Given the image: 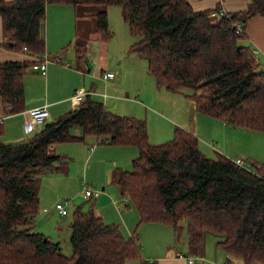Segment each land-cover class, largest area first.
<instances>
[{
	"label": "trees",
	"instance_id": "16d2710c",
	"mask_svg": "<svg viewBox=\"0 0 264 264\" xmlns=\"http://www.w3.org/2000/svg\"><path fill=\"white\" fill-rule=\"evenodd\" d=\"M49 4L121 6L137 38L130 52L146 58L157 88L185 95L201 114L264 133V71L244 43L247 21L264 16V0H250L246 9L231 13L220 7L195 11L189 0H0L7 47L31 54L29 60L0 62V96L7 113L25 108L24 76L45 52ZM108 23L104 10L96 22L102 41L109 36ZM40 126L23 142H0V264H126L142 259L136 238L126 239L120 225L106 223L94 205L87 212L74 211L70 256L59 242L35 230L41 205L34 172L62 161V155L50 152L54 144L91 135L139 148L132 170L117 180L121 195L138 211L139 224L169 225L180 236L185 222L188 255L201 257L205 231H213L224 236L218 244L231 258L264 264V163L248 168L220 153L211 158L200 149L199 138L179 126L171 141L151 144L145 120L110 112L90 94ZM75 127L83 136L72 135Z\"/></svg>",
	"mask_w": 264,
	"mask_h": 264
},
{
	"label": "crops",
	"instance_id": "0c3cea01",
	"mask_svg": "<svg viewBox=\"0 0 264 264\" xmlns=\"http://www.w3.org/2000/svg\"><path fill=\"white\" fill-rule=\"evenodd\" d=\"M189 3L195 11L215 10L220 7L222 12L231 13L246 9L250 4V0H189ZM75 9L76 7L72 5L49 4L47 6L44 25L46 47L45 52L40 56V62L45 56L50 58L47 73L43 74L33 67L28 68L24 76L25 108L21 112L13 114L7 113V108L4 106L2 97L0 96V142L20 143L33 135L38 127L31 132H26L24 128L25 123L29 120L30 116L28 111L31 108L46 105L50 111V116L47 121H54L78 106L80 102L73 100L76 90L84 89L89 91V94L95 99L94 96L98 90L95 83L96 78L102 83L99 93L103 95V99H97L105 102L102 103L108 111L114 110V108H117V104L120 106L123 102L132 101L139 105L147 106L139 97L132 98L130 92H127L125 97L121 95V92L126 90V87L121 84V77L126 69L123 67L115 68L112 65L111 69H100L98 71V69L90 66V62L94 63L93 57L91 58L87 49L83 56L82 51H80V43L75 41L79 30L78 18L75 17ZM245 32L246 40L244 43L251 48L259 67L264 71V16L256 15L251 17L246 23ZM7 40V37L3 33L2 18L0 16V62L30 59L29 56L31 54L24 55L8 48L6 45ZM56 58H58V62L55 61ZM107 72H114L115 76L104 79L102 76ZM112 85H114V92L117 93L116 97H113L111 95L112 93L108 91ZM136 92L141 93V90L138 89ZM99 97L101 96L99 95ZM186 98L189 100L188 105L191 113L188 116L189 119H182L179 121L180 124H177L178 121L175 123L170 117H166L162 107L158 108L156 112L154 108V112L164 117L165 122L161 120L164 123L179 127L183 126L182 128L195 134L201 142L199 145L202 152H204L203 147H215V142L206 141L208 138L206 134L210 132L209 130L213 132L214 129H220L222 137L225 140L227 139V135L232 138L237 134L236 129H241L235 127L231 129L229 128L230 125L216 119L215 121L218 122L201 118L202 116H198L199 113L195 108L194 102L188 97ZM149 105L153 104L151 103ZM158 131H160L158 133L159 137L167 134L166 129L158 127ZM71 133L78 138L83 136V131L79 127L73 128ZM88 137H85L83 140L79 139L68 143L54 144L51 147L52 153L62 155L63 159L60 162H56L54 168L40 172L38 196L40 205L42 206L41 208L43 209L35 219V230L37 232L45 234L43 232L48 231L46 229H48L49 225L52 226L51 222H53L55 227L59 225L57 217L63 216L56 210L59 216L53 213L54 206L61 199L68 197L67 189L72 187V183H77L79 178H83L82 184L83 182L89 181L90 184L88 182L86 183L91 187L93 184L101 186V189H96L99 191V194L91 199L94 200L96 213L106 223L119 224L124 235L128 230L131 233L130 228L134 224L137 223L136 225L138 227L142 225V223L139 224L140 217L138 211L127 197L121 195L120 188L117 184L120 174L132 170L133 161L139 156V148L133 145H113L108 140L107 142H102L101 139L97 138L91 142V139L88 140ZM64 144H71L73 150H79V155H81L80 160H77L79 155L69 153L68 148ZM220 146L223 152H218V154H223L236 162L237 160H243L244 165H246L244 151L240 150L232 153L233 148L230 149L227 147L225 141ZM207 147L206 150L209 149ZM66 153L74 157H70ZM235 154L237 157H233ZM248 157V159L251 158V163L260 162L252 156ZM58 183L59 186L57 187ZM43 186L47 188L43 189ZM69 203L67 199L65 202L67 204L66 207ZM46 207H49V209L47 210ZM52 213L53 215L50 216ZM151 224L165 225L161 223ZM56 229L59 231L61 227L58 226ZM131 237L134 236L131 235ZM50 238L52 239V237ZM137 239L139 240V236H137L136 241ZM153 248L155 251L149 252L145 257L142 256L139 264H143L142 262H146L147 264H189V258H192L195 264H199L198 261H203L206 264L207 259H209L205 253V248L203 249L201 257L190 256L185 251H176L175 247L169 242L154 244ZM220 249L223 250L221 247ZM233 259H236L238 264H245L240 258L226 257L228 264H232Z\"/></svg>",
	"mask_w": 264,
	"mask_h": 264
},
{
	"label": "rangeland",
	"instance_id": "374dc122",
	"mask_svg": "<svg viewBox=\"0 0 264 264\" xmlns=\"http://www.w3.org/2000/svg\"><path fill=\"white\" fill-rule=\"evenodd\" d=\"M70 8L72 7L70 6ZM104 10L107 11V18L109 22V36L107 40L102 41L99 37V34L96 32V22L99 18V13ZM75 17L78 18L79 26L77 39L75 41L77 43H80V45L82 44L80 48L83 49V56L86 51L85 49H87V51H89V55H91V58L93 57L92 59H94V63L89 61L90 66L92 68L98 69V71L100 69H111L112 65H114L115 68L123 67L124 69H126L121 77V84L122 86L126 87V90L122 91L121 95L125 97L126 93L130 92L132 98L139 97L141 101H144L146 103L145 105H147H139L138 103H134L132 101L123 102L122 104H120V106L119 104H117V108H114V110L110 111L118 115H125L140 120H145L148 124V134L151 144H162L171 141L174 137V132L177 126L164 123V117L156 114L155 112L158 110V108L162 107L164 109L163 111L166 117H170L173 122L176 123V121H178L177 124H180L179 121H181L182 119H189L188 116H190L191 113L188 105L189 100L180 93H171V91L168 92L166 89L157 88L154 77H152L148 73V64L146 58L141 57L136 53L130 52V48L135 43L137 38L132 36L128 25L123 19L124 17L122 7L118 5H112L107 8L102 4H78L76 5L75 9ZM107 66L110 68H108ZM95 83L97 85V89H101L100 86H102V83L100 82V80L96 78ZM113 86L114 85L110 86L108 91L112 93L111 95H113V97H116L117 93L114 92ZM138 89L141 90V93L136 92ZM98 90L97 94H95L94 96V100L103 102L98 100L103 99V95H101L99 93L100 90ZM99 95L101 97H99ZM151 103L153 105H149ZM198 116H202L201 118L215 121V119H212L211 117L200 113ZM161 120H163L164 122ZM37 127L39 129L41 126L39 125ZM158 127H160L161 129H166L167 134L165 136L159 137L158 133L160 131H158ZM229 128L234 129V127L231 125ZM209 131L210 132H207L206 134V136L208 137L206 141L215 142V147L209 148L205 145L207 148H209L207 150L206 147H203V151L207 156L211 158H217L218 152L222 151L220 145L225 141V145L227 147H229L230 149L233 148V150L231 151L232 153H236L240 150L244 151V157L246 158V167H253V164L251 163L252 160H250L251 158L248 159V156H252L255 160L260 161V163H264V133H256L255 131H247L246 129H236V136L231 138L229 135H227L226 138L228 140H224L220 129H214L213 132L211 130ZM95 138V136L91 135L88 137V140L91 139L92 142ZM64 146L68 148L69 153H75V155H79L80 151L77 149L73 150L71 144H64ZM50 152L52 153V151ZM67 155L70 157H74L71 154ZM233 157H237L236 154ZM80 158L81 155L77 157V160H80ZM39 175L40 171L34 172L37 194L40 186ZM82 179L83 178H79V181L77 183H72V187L70 189H67L68 197L59 201L61 203H65L68 199L70 202L67 206L68 214L65 217H60L56 212L57 210L54 206L53 213L59 216L57 217L59 221L58 226L61 227V230L58 231L56 229L58 226L55 227L53 225V222H51L52 226L49 225L48 229H46L48 231L43 232L47 236L52 237L53 241L59 242L62 247L63 253L67 256H70L72 254V244L70 242V224L73 220L74 211H76L78 208H81V211L87 212L90 210L91 206L94 205V200L86 199L82 195L84 187L82 184ZM86 182L90 184L89 181ZM58 186L59 183L57 187ZM46 188L47 187L44 188L43 186V189ZM92 188L94 190L98 188L101 189V186L93 184ZM42 209L43 208H40V212L42 211ZM46 209L48 210L49 207H46ZM53 213L50 214V216H52ZM136 224H134L132 227L130 226L131 233H129L130 231L128 230V232L123 235L126 239H129L131 235H133L134 238H137V236H139V240L137 239V243L139 244L141 249V257H145V255H147L149 252L155 251L153 248L154 244H163L164 242L171 243L172 246L175 247L176 251H185V253H187V231L185 222L181 224L184 229L181 232L180 236L175 231V229L169 225L166 226L154 225L151 223H142V225L138 227ZM204 237L205 253L209 257V259H207L206 261V264H228L226 260V257L229 256L228 253L221 250L218 245V242L223 240L224 236L213 231H205ZM235 260L236 259H233L231 263L238 264L237 260ZM198 262L205 264V262L203 261ZM139 263L140 261L138 259H133L127 261L126 264Z\"/></svg>",
	"mask_w": 264,
	"mask_h": 264
},
{
	"label": "built area",
	"instance_id": "2783aa9c",
	"mask_svg": "<svg viewBox=\"0 0 264 264\" xmlns=\"http://www.w3.org/2000/svg\"><path fill=\"white\" fill-rule=\"evenodd\" d=\"M236 27L239 32H242V26L240 24H237ZM24 49L27 52H29L27 48H24ZM49 59L50 58L48 56H45L41 62H39L37 65H33L32 67L35 68L37 71H40L45 74L47 72L48 63L50 61ZM55 61L58 62L59 61L58 58H56ZM114 76H115L114 72H107L103 74L102 77L104 79H108V78H113ZM89 93H90L89 91H86L84 89H78L76 90L73 96V100L75 102H81L86 97V95H88ZM8 109H11V106H9ZM28 113L30 117H29V120L24 125L26 132L34 131L38 125H41L44 122H46L50 116V111L46 105L31 108L28 111ZM237 163L239 165H244L243 160H237ZM83 184H84V187H83L82 195L84 198L91 199L99 194L98 190H94L86 182H83ZM55 208L57 212L63 217H65L68 214V210H67L65 203L57 202L55 205ZM188 262L189 264H195L192 258H189Z\"/></svg>",
	"mask_w": 264,
	"mask_h": 264
},
{
	"label": "water",
	"instance_id": "95a60500",
	"mask_svg": "<svg viewBox=\"0 0 264 264\" xmlns=\"http://www.w3.org/2000/svg\"><path fill=\"white\" fill-rule=\"evenodd\" d=\"M11 44V43H10Z\"/></svg>",
	"mask_w": 264,
	"mask_h": 264
}]
</instances>
